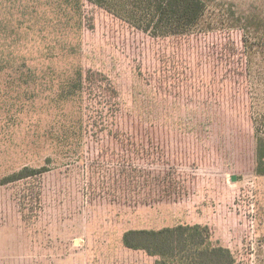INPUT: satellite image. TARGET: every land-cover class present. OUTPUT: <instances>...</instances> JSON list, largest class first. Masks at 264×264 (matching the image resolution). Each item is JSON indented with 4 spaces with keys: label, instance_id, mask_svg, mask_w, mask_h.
Returning a JSON list of instances; mask_svg holds the SVG:
<instances>
[{
    "label": "rangeland",
    "instance_id": "rangeland-1",
    "mask_svg": "<svg viewBox=\"0 0 264 264\" xmlns=\"http://www.w3.org/2000/svg\"><path fill=\"white\" fill-rule=\"evenodd\" d=\"M203 1L215 30L157 39L86 0H0L3 45L18 46L35 72L47 74L40 86L17 87L13 70L0 73V180L25 165L40 170L0 184V264L139 263L143 254L121 245L124 231L194 223L208 225L235 264H264V176L253 169L251 121L264 114V52L252 60L250 99L242 32L221 28L254 18L251 32L264 35V0ZM62 36L77 46L85 71L114 81L122 101L114 128L153 153L150 173L173 169L184 178L176 194L149 205L103 194L104 173L90 172V164L101 147L121 145L103 135L100 143L87 139L84 154L58 142L75 110L53 103L69 62L43 61L37 49L55 55ZM150 114L160 119L147 121Z\"/></svg>",
    "mask_w": 264,
    "mask_h": 264
},
{
    "label": "trees",
    "instance_id": "trees-1",
    "mask_svg": "<svg viewBox=\"0 0 264 264\" xmlns=\"http://www.w3.org/2000/svg\"><path fill=\"white\" fill-rule=\"evenodd\" d=\"M86 1L152 38L190 36L216 29L211 22L207 23V6L203 0ZM64 2L71 4V0ZM252 20L255 19L240 17L236 18V22L221 25V28L237 26L242 32L241 41L246 58L250 99H252L250 84L252 60L256 51L264 52V35L259 30L254 34L251 32L254 28L249 21ZM2 36L0 35V73L7 69L13 70L12 82H15L17 87L43 84L42 78L47 77V74L35 72L36 68L32 69L27 64L29 56L26 52H21L18 46L14 47V51L6 49L3 44L7 38ZM62 37H65L61 45L62 50L55 55L51 51L37 49L43 61L55 62L57 59L69 62V66L59 71L53 103L60 107L74 105L75 110H71V122L64 126L62 134L57 136L58 142L70 141L80 149L83 147V153L87 139L100 143L103 135L121 145L117 152L115 148L101 147L97 153L98 158L90 164V172L104 173V178L100 180L101 186L98 187L103 194L119 192L126 201L143 205L157 203L162 201V198L176 194L180 184L185 181L184 178L176 176L173 169L160 175L150 173L151 169L145 165L155 164L153 153L146 150L143 143L137 142L130 135L121 138L118 128H114L117 125V113L122 105L120 92L114 81L103 71L94 69L85 71L82 65L77 63L79 51L75 43L72 44L71 38L68 40L67 36ZM17 38L16 35L15 37L10 35L9 42L13 41L16 44ZM39 79L42 82H39ZM34 91L33 89L31 95L27 96L28 100H34L32 96ZM147 101L150 106L153 104V101L150 102L148 99ZM73 113L76 115L73 116ZM146 119L147 121L160 119V116L150 114ZM161 121H166L168 126L170 125L166 119ZM251 121L254 135L253 169L257 175L264 176V128H262L264 114H252ZM38 169V167L22 166L17 171L3 176L0 184L25 180L39 173ZM21 210L24 211V206ZM121 245L126 251L139 252L145 258L139 263L133 260V263L128 264H235L236 262L233 252L228 247L215 243L209 226L200 223L177 224L159 229H128L121 236Z\"/></svg>",
    "mask_w": 264,
    "mask_h": 264
}]
</instances>
